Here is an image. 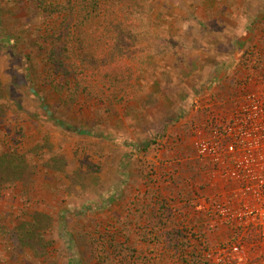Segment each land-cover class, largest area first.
Instances as JSON below:
<instances>
[{
	"label": "rangeland",
	"instance_id": "rangeland-1",
	"mask_svg": "<svg viewBox=\"0 0 264 264\" xmlns=\"http://www.w3.org/2000/svg\"><path fill=\"white\" fill-rule=\"evenodd\" d=\"M37 1L0 0V145L33 171L0 196V225L15 234L0 232V264H98L110 240L142 264H182L185 251L192 262L264 264L255 227L204 214L221 183L191 142L201 104L227 111L233 96L264 93V0H151L125 45L132 78L81 79L73 95L46 77L40 33L56 14L37 13Z\"/></svg>",
	"mask_w": 264,
	"mask_h": 264
},
{
	"label": "trees",
	"instance_id": "trees-1",
	"mask_svg": "<svg viewBox=\"0 0 264 264\" xmlns=\"http://www.w3.org/2000/svg\"><path fill=\"white\" fill-rule=\"evenodd\" d=\"M149 1L151 0H57L52 5L53 0H46L47 6H43V0L37 1V13L50 17L56 14L53 22L49 23L48 20L44 23V31L40 33V48L44 49L48 67L46 77L57 76L62 80L59 85L53 77L55 90L61 93L67 89L73 95L75 85L81 84V79H98L113 88L117 84L127 83L132 78V70L125 62V45L127 47L135 41L141 11ZM14 41H19V35L14 37ZM36 93L34 91L33 94ZM17 99L9 105L12 110H17ZM58 100L61 102L60 98ZM45 108L49 118L59 120L64 125L52 111ZM12 151L10 144L0 145V196L5 188L15 187L17 184L27 185L33 175L24 159ZM152 219L161 224L163 215L149 216V220ZM157 230L161 229L155 228ZM0 232L8 234V242L15 240L12 238L15 234L3 231L1 225ZM150 232L154 233L153 228ZM36 233L34 231L28 236L26 245L35 243ZM161 236L166 235L163 233ZM170 241L171 236H168L162 242L169 248ZM101 248L102 253L100 251L96 257L98 264H142L136 257L132 258L133 261L126 260L122 248L111 240ZM181 255V260L178 261L182 264H210L201 259L190 261L191 256L186 251L181 252Z\"/></svg>",
	"mask_w": 264,
	"mask_h": 264
},
{
	"label": "built area",
	"instance_id": "built-area-1",
	"mask_svg": "<svg viewBox=\"0 0 264 264\" xmlns=\"http://www.w3.org/2000/svg\"><path fill=\"white\" fill-rule=\"evenodd\" d=\"M230 105L228 114L209 116L192 129L198 157L221 183L218 197L204 199L203 212L210 220L253 226L264 242V93L246 90Z\"/></svg>",
	"mask_w": 264,
	"mask_h": 264
},
{
	"label": "crops",
	"instance_id": "crops-1",
	"mask_svg": "<svg viewBox=\"0 0 264 264\" xmlns=\"http://www.w3.org/2000/svg\"><path fill=\"white\" fill-rule=\"evenodd\" d=\"M223 96V95H222ZM220 99V98H219ZM219 103V102H218ZM230 103V102H229ZM219 108V107H218ZM200 111H201V115H200V118H199V120L200 121H198L196 124H198L199 122H202V121H204V120H206V118H208L209 116H210V113L213 115L214 113H221V114H228L230 111H231V107H228L226 110L227 111H225L224 110V108L223 109H221V108H219V109H216V111L214 112V110H215V108L213 109L212 108V104H209V103H206V104H204V105H202L201 104V107H200V109H199ZM205 114V115H204ZM192 138V137H191ZM220 192H221V189H220V191L218 192V194H220ZM207 198H209V197H206V199Z\"/></svg>",
	"mask_w": 264,
	"mask_h": 264
}]
</instances>
